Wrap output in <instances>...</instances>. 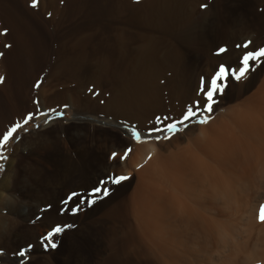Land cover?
Masks as SVG:
<instances>
[{
	"label": "rangeland",
	"instance_id": "374dc122",
	"mask_svg": "<svg viewBox=\"0 0 264 264\" xmlns=\"http://www.w3.org/2000/svg\"><path fill=\"white\" fill-rule=\"evenodd\" d=\"M245 41L248 51L264 47V0H37L36 7L32 0H0V130L21 124L0 148L6 157L0 159V264H167L148 238L147 209L132 204L139 166L129 163L131 152L119 159L136 142L129 121L102 104L113 78L95 80L90 68L54 75L56 63L182 60L194 88L221 64L238 71ZM263 79L264 58L250 61L240 80L224 81L205 114L246 100ZM75 95L82 97L78 104ZM177 128L171 133L187 127ZM120 175L128 179L111 183ZM97 186L109 195L93 194ZM73 192L79 196L68 199ZM88 199L95 203H81ZM57 226L63 231L52 237V248L45 237Z\"/></svg>",
	"mask_w": 264,
	"mask_h": 264
},
{
	"label": "bare ground",
	"instance_id": "6f19581e",
	"mask_svg": "<svg viewBox=\"0 0 264 264\" xmlns=\"http://www.w3.org/2000/svg\"><path fill=\"white\" fill-rule=\"evenodd\" d=\"M181 61L58 60L53 74L90 68L95 80L113 78L103 107L147 140L136 141L129 158L139 166L132 204L147 209L142 216L157 256L167 264H264V221L253 217L264 199V79L237 105L210 116L201 110L183 133L150 131L205 102L203 84L193 88ZM161 118L167 120L155 124ZM203 118L208 122L197 123ZM166 135L171 139L153 141ZM183 135L186 142L179 143Z\"/></svg>",
	"mask_w": 264,
	"mask_h": 264
},
{
	"label": "snow or ice",
	"instance_id": "6c2138e0",
	"mask_svg": "<svg viewBox=\"0 0 264 264\" xmlns=\"http://www.w3.org/2000/svg\"><path fill=\"white\" fill-rule=\"evenodd\" d=\"M37 4V0H32V6L36 7ZM201 7H206V5H201ZM251 44V41H245L243 44V48L245 49L244 54L240 60V67L238 71L233 70L231 73L229 72V70L226 68L225 65L221 64L218 68V70L215 72V74L211 77L210 81H204L203 82V87L201 88V92L203 94L204 103H200L199 101H197V104L200 106V108H202L204 111L206 112H211L213 110V105L216 103V99L215 96L217 93H221L223 94L225 88L227 87V85L224 83L225 80H227L229 78V76H231L232 78L236 79V80H240L248 71H249V62L250 61H259L261 58H264V47H260L257 48L253 51H248L247 49L249 48V45ZM238 47H240L238 45ZM220 53H223L226 51L225 48H220L218 50ZM3 77L0 76V82L3 81ZM37 86H39V84H37ZM197 114V109L196 106H190L187 108L186 112L183 114L182 119L177 120L173 123H167L165 125V127L167 128V130L169 132H176V131H180V129L177 128V125H184V127H187V125L185 124V121H189L191 120L193 117H195ZM32 113H29L25 118H24V124H27L31 119H32ZM159 119V118H157ZM208 120L207 118H203L197 121V123H201V124H205L207 123ZM21 128V124L16 123L13 126H11L10 128H8L2 135H0V148L5 147L7 145V143L10 141V139L14 138V134L17 132L18 129ZM153 132L156 131H160L159 129H156L155 126L150 130ZM133 137L135 138V140L137 142L141 141V133L139 131H137L136 129H133L132 132ZM165 140L171 139V137L169 136H164L163 137ZM157 140L160 139L159 136L156 137ZM131 152V149H126L124 152L123 156H120L119 159H126L129 155V153ZM113 158H117V154L114 152L112 154ZM0 159H6V157H4L2 155V153H0ZM128 177L124 176V175H120V176H115L114 178L111 179V183L113 184H120L122 181L127 180ZM101 183H103V181H101ZM93 194H100L101 192L103 193L104 196H108L109 195V190L107 188H100V187H93V189L91 190ZM79 194L76 192H73L68 199H72V197H78ZM97 198H99V196H97ZM87 202L88 204H94L95 200L93 199H88L87 201L82 200L81 203ZM79 207V206H78ZM77 209H73V211H76ZM259 218L261 221H264V204H261L259 206ZM63 231V229L59 226L54 227L52 229V231H49L47 233V236L45 237V239L47 240L48 244H50V246L52 248L56 247V244L52 242V237L54 236L55 233H59ZM23 255V254H22Z\"/></svg>",
	"mask_w": 264,
	"mask_h": 264
},
{
	"label": "crops",
	"instance_id": "0c3cea01",
	"mask_svg": "<svg viewBox=\"0 0 264 264\" xmlns=\"http://www.w3.org/2000/svg\"><path fill=\"white\" fill-rule=\"evenodd\" d=\"M13 125H14V124L12 123L10 126L7 127V129L10 128V127L13 126ZM7 129H5L4 131L0 130V132L2 131L0 135H2Z\"/></svg>",
	"mask_w": 264,
	"mask_h": 264
}]
</instances>
